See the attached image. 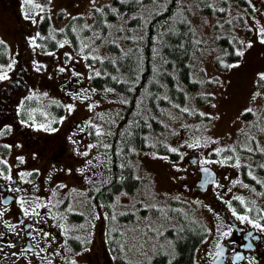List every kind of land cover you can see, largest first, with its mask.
I'll return each mask as SVG.
<instances>
[{
    "label": "rangeland",
    "instance_id": "1",
    "mask_svg": "<svg viewBox=\"0 0 264 264\" xmlns=\"http://www.w3.org/2000/svg\"><path fill=\"white\" fill-rule=\"evenodd\" d=\"M106 1L109 0H34V3L40 4L44 8V11L34 9V14H29L27 22H24L25 24L22 22L25 42L23 45L17 34L18 28L10 19L9 13L0 10V40L6 43L9 50V61L0 67V71H6L7 76L11 74L20 56L21 47H23L27 61L31 60L28 63L30 64L29 68L35 75L31 87H29V95L36 96L42 107V104L57 101L65 109L60 121L61 127L54 137L61 135L67 127V122H73L76 119H95V126L100 127L105 132L106 129L115 125V120L111 116L115 114L116 101L109 98L107 93H100L90 86L89 75L91 70L95 69V65L87 64L84 54L74 53L69 42L60 47L65 39L59 41L57 49L42 53L30 41L36 36L38 32L37 24L45 12L53 27L59 29L73 15L81 14L85 16L86 22L91 21L93 19L91 7ZM251 5L255 10L248 13L234 3L228 5L233 12L241 11L245 20V25L234 28V33L244 42L240 47V50L244 51V56L232 62L236 63L238 61L239 67L217 71L212 62V54L216 52V49L212 50V48L206 47L205 50L196 52L193 57V65L195 75L199 76L200 86L198 90L188 94H209L212 98L203 103L188 101L186 105L180 107V110L182 108L190 110L187 115H183L182 111L176 113L172 107L163 111L161 119L162 123H165L166 141L171 148L178 150L179 155L176 158H171L168 154L149 149L146 151L135 150L131 157L135 166V173L142 179L141 184L132 192L120 193L117 196L118 199L116 198L115 203L111 205L114 208L113 215H116V220L111 223V229H113L111 233L119 231L121 238L120 253L128 260L149 259L158 251L174 254L172 240L161 238V234L167 226L176 223V218H173L171 214L168 216L162 214V212L158 215H155V213L152 215L149 211H143L149 205L160 203H163V208H168L169 201L167 200L171 198L188 203L191 206L188 208L189 212L200 218L207 227L208 234L196 248L193 264H207L220 239V235L222 232L229 231L230 227L213 207L214 200H208L210 196L206 198V196L191 188V180L194 178L192 173L194 166L188 161L187 154H198V160L201 163L208 161L204 164H209L218 170L217 182L210 187L209 191L214 194V198L216 196L217 199L224 202V205H227L232 214L235 211L231 204L233 199L238 200L239 198L247 206L249 203L246 201L250 199L257 207L256 210L261 212L260 216L264 217V202L257 200L256 196L249 190L248 185L240 180V167L235 166L237 158L240 165L243 163L250 164V155L245 154L246 148H252L251 144H255L258 149L264 151V117L260 120L257 116L264 106V82L259 81L258 78L259 73H264V44L260 43L258 36L259 28L264 26V0H251ZM58 12L62 13L60 17ZM190 14L197 31L204 34L207 41L210 40V36L215 31L212 28L213 17L200 15L196 11H192ZM245 28H249L250 33L247 34ZM248 42H251V47H246ZM208 43L210 44V41ZM31 49L34 53L33 56L29 52ZM98 50H100L99 54H103L102 47ZM37 52L39 53L37 54ZM93 52L94 49L91 53ZM31 56L32 58H30ZM45 58L49 60L48 64L43 63ZM38 60L45 65L46 70L52 66L56 72L42 74L44 73V71H41L42 67L37 71V66H40ZM9 64H12L11 69L8 68ZM199 66H202L204 70L201 75L198 71ZM61 68L66 70V73L64 71L62 73L69 76L68 80H71L72 84H68V80L64 79L65 84L59 82L61 89H52L47 82L55 79L56 74L62 76ZM211 80L218 82L209 83ZM3 81H0V83ZM254 93H260V95L257 96L255 101H252L251 97ZM68 105H72L71 111L68 110ZM248 107H251L254 111L252 116L244 118L241 113ZM200 112L205 113L206 116H200ZM51 117L41 118L40 121H49ZM255 119L256 123L250 132V136L241 139L240 133L248 130L250 126L252 127ZM158 135L154 138L156 146L160 140ZM251 136H254L255 143L250 138ZM209 138L218 141V143H206ZM197 139L200 140V147L190 149L187 144L194 143ZM236 139L237 141L241 139L238 150L235 149ZM7 141L12 142V138H7ZM52 141L57 142V139ZM53 145L56 146V143ZM227 146L235 149L229 154V156L231 154L234 156L233 162L226 160L225 153L217 154L215 151L217 148L224 149ZM211 152L216 153L220 158L212 156ZM161 157H167V159ZM89 161H91V164L88 163L86 167L80 166L81 162L79 160L74 162L71 170L73 175L75 171L77 179L72 180L67 188L64 186L55 190L52 189L50 183H46L49 176H45V182H43L44 193L50 191L51 201L55 202L63 198L66 190L69 195L70 190L81 185L82 181L79 182L80 177L85 178V184L92 179L103 177V171L106 170L105 160L95 153L94 156H90ZM221 161L225 162L221 163ZM81 169L84 171L81 172ZM52 178L57 177L53 176ZM53 192H55V195H53ZM166 201L167 203H165ZM84 203L85 197L75 194L68 203L64 204V212L69 207L72 208L71 212H82L85 210ZM106 212L107 210L101 207L91 214V217L93 216L95 219H93V230L90 238L92 242L95 240L101 242L98 249L100 264H112L108 240L104 239L105 236L107 237L108 232ZM121 213L126 215H121ZM129 213L133 214L132 217H128ZM235 213L237 217L248 215L246 212L237 213L235 211ZM239 221L241 223L245 222ZM68 225L76 227V222H70ZM85 258L93 262L95 260L93 251L89 250ZM251 264H264V252L259 253Z\"/></svg>",
    "mask_w": 264,
    "mask_h": 264
},
{
    "label": "trees",
    "instance_id": "2",
    "mask_svg": "<svg viewBox=\"0 0 264 264\" xmlns=\"http://www.w3.org/2000/svg\"><path fill=\"white\" fill-rule=\"evenodd\" d=\"M232 3L247 12L252 11L248 0H227L226 3L223 0H109L91 7L93 19L89 22L84 15L78 14L70 17L63 27L55 29L46 13L40 19L39 36L35 38L38 48L53 50L58 48L60 40H67L76 53L84 54L87 64L95 65L89 75L91 86L116 101V122L110 129L111 134L108 133L107 145L110 147L106 151L109 177L93 187L95 201L104 203L109 209L119 193L132 192L140 186L141 178L135 175L130 158L134 148L147 150L155 145L154 138L158 134L160 137L163 130L161 118L165 109L172 107L179 113L180 107L188 101L203 103L212 98L209 94H188L200 86L193 65L196 52L206 47L216 49L212 61L217 71L228 69L222 66L221 60L231 64L240 58L235 56V51L242 44L234 28L245 25V20L241 11L229 9L228 5ZM96 8L101 11H94ZM214 8L225 11L221 13ZM192 11L214 18L212 28L215 31L210 40L207 41L206 36L195 28ZM58 15L60 17L61 12ZM245 32L250 33V29L245 28ZM83 44L89 47L82 49ZM100 47L103 54H99ZM8 61L9 50L4 42L0 44V67ZM198 71L200 75L204 73L202 66ZM37 104L34 99L26 100L25 117L29 116L28 108ZM48 108L50 114L62 113L60 105L50 104ZM250 116L243 115L245 118ZM263 117L264 106L258 119ZM249 131L243 132L241 139ZM163 143L160 139L156 149L169 152L172 158L177 157ZM230 152V148L223 151L225 154ZM261 165H264V151L256 150L250 165H242L241 171L243 180L264 198V167ZM181 203L171 199L168 208H162V214L176 218L175 225L169 226L163 235L172 240L173 256L157 252L148 260H128L120 253L114 238L116 241L110 242L113 264H192L195 248L208 231L191 215L188 206ZM158 209L147 210L156 214Z\"/></svg>",
    "mask_w": 264,
    "mask_h": 264
},
{
    "label": "flooded vegetation",
    "instance_id": "3",
    "mask_svg": "<svg viewBox=\"0 0 264 264\" xmlns=\"http://www.w3.org/2000/svg\"><path fill=\"white\" fill-rule=\"evenodd\" d=\"M22 6L23 0H0V10L9 13L10 19L19 28H16L19 37L24 28L20 17ZM29 52H33L32 49ZM30 61H27L24 50L21 48L15 68L8 79L0 83V133H2L0 134V160L6 161L5 164H0V172L4 173L0 176V212L3 213V216H0V233H4L0 236V264H72L73 261L75 264H86L88 262L84 258L86 250L76 248L78 239L72 227L68 225L70 221L62 208L69 200V195L60 201L57 200V203L51 202L49 207L36 209L40 213L39 216H25L18 202L25 201L24 207L29 211L33 207V201L41 204L48 203V196L43 193L44 176L51 173L50 177H57L54 178V187L59 188L61 184L65 186L77 179L75 171L73 175L71 170L74 162L78 160L82 164L88 162V157L86 159L84 155H81L84 152L90 156L89 129L84 121H81L82 124L79 127L72 122H67V127L61 135L54 137L61 127L58 119H54L50 126L26 120L22 107L23 96L30 94L29 87L35 76L29 68ZM45 64H48V60H45ZM40 65L43 66L41 63ZM53 72V67L47 71V73ZM66 78V75L59 76L57 80L64 83ZM70 82V80L67 81V83ZM42 125L44 127H41ZM9 137L12 138V142L7 141ZM55 139L57 142L52 141ZM54 143L56 146L53 145ZM99 152L104 153L101 148ZM20 158H23V162ZM21 173H32V175L21 178ZM8 175L11 176V180L4 178ZM195 175L191 188L199 191L195 184L199 178V172L197 171ZM79 182L81 185L75 189H81L85 194L89 182L88 185L85 184L83 177H80ZM210 186L211 184L207 186L205 192H202L206 196L209 195ZM217 204L218 202L215 203V207ZM229 215L230 212H227L226 217ZM226 217L223 218L230 226L229 234L224 236L225 232H222L217 242V244L226 245V263H253L258 254L264 252V231L255 228L249 222L239 223L234 218L237 221L235 227ZM249 220L260 223L257 219L249 218ZM61 224L68 229L66 234L58 227ZM6 225L16 227L10 229ZM44 233H48V236H44ZM237 255L241 259L234 260ZM213 257L214 255L207 264H210Z\"/></svg>",
    "mask_w": 264,
    "mask_h": 264
},
{
    "label": "snow or ice",
    "instance_id": "4",
    "mask_svg": "<svg viewBox=\"0 0 264 264\" xmlns=\"http://www.w3.org/2000/svg\"><path fill=\"white\" fill-rule=\"evenodd\" d=\"M223 2L226 3L227 0H223ZM248 3H249V7H252V5H251V0H248ZM24 4L30 6V7L33 8V9H38V10L41 11V12L44 11V8H43L40 4H36V3H34V0H24ZM209 7H212V6L209 5ZM213 10H214V11L221 12V13H223V12L225 11L224 8H219V9H215V8H214ZM252 10H253V11L255 10L254 7L252 8ZM94 11L99 12V11H101V9L96 8V9H94ZM113 11H115V10L113 9ZM24 18H25V19H29V14L26 13ZM41 19H43V17H41ZM185 22H186V21H185ZM228 23L231 24V21H228ZM85 27H87V26H85ZM61 31H63V30L61 29ZM74 31H75V30H74ZM37 36H39V33H37ZM258 36H259L260 43L264 44V26H261V27L259 28V30H258ZM214 39H221V37H214ZM3 43H4V42H3L2 40H0V44H3ZM30 43H31L32 45H34V46H37V47L39 46V45H36V44H35V38H32V40L30 41ZM67 43H68L67 40L63 41V42L60 44V47H63L64 44H67ZM196 43L199 44V43H201V41H196ZM240 43H241L242 45L244 44L243 41H240ZM251 46H252L251 42H248V44L246 45V47H251ZM87 47H89L88 44H83V45H82V49H83V48H87ZM50 54H51V53H50ZM235 56H236V57H243V56H244V51H242V50H240V49H236V51H235ZM217 60H220V57H217ZM13 63H15V61H13ZM221 64H222V66H223L224 68H228V69H230V68H235V67H239V62H238V61H237L236 63L224 64L223 61L221 60ZM11 67H12V64H9V65H8V68L11 69ZM36 70L39 71V70H40V66H37ZM60 71L63 72L64 69L61 68ZM96 75H99V73H96ZM258 78H259V81L264 82V73H259V74H258ZM6 79H8L7 72H6V71H0V81H2V80H6ZM213 82H218V81H209V83H213ZM201 83H203V82H201ZM259 95H260V93H254L253 96L251 97L252 101H255L256 98H257V96H259ZM165 98H166V97H165ZM29 99H31V97H29ZM176 107H179V106L177 105ZM213 107H215V105H213ZM67 108H68L69 111H71V110H72V105H68ZM90 108H91V106H90ZM181 111H182V112H185V113H189V112H190V110H189L188 108H182ZM253 111H254V110H253L251 107H248V108H245V109H244V111L241 113V115L251 114V113H253ZM199 115H200V116H206V114L203 113V112H200ZM212 119H214V118H212ZM91 126H92V127H95V129H96V135H97V136H102V135H103V132H102V130L100 129V127L95 126V125H91ZM41 127H44V126L42 125ZM50 130H53V131H54V129H50ZM0 134H2V133H0ZM109 134H111V133H109ZM207 142L218 143V141L211 140L210 138H209L208 141H206V143H207ZM187 146H188L189 148H197V147H200V140L197 139L194 143L187 144ZM6 147H7V146H6ZM89 147L92 148V147H95V145H89ZM103 147H104V148H108V147H110V146L107 145V144H105V145H103ZM245 147H246V146H245ZM230 150L235 151L234 148H232V149H230ZM168 151H170V152H172V153H176L178 150H177L176 148H169ZM215 151H216L217 154H219V153L223 152L224 149H223V148H217V149H215ZM247 151H248V152H252L253 149H252V148H247ZM81 155L87 156L88 153H87V152H84V153H82ZM161 158H162V159H167V157H161ZM20 159H21V162H23V158H20ZM231 159H233L232 156L226 157V160H231ZM223 162H225V161H221V163H223ZM5 163H6V161L0 160V164H5ZM88 163L91 164V161H89ZM204 163H208V161H204ZM235 166H236V167H240L239 159H238V158H237V162H236V165H235ZM261 167H264V165H261ZM80 171L83 172L84 170L81 169ZM203 171L207 172L208 170L205 168V169H203ZM3 175H4V173H3V172H0V176H3ZM20 175H21V178H24L25 176H31L32 173H21ZM249 175H251V173H249ZM4 178H5V179H8V180H11V176H10V175L5 176ZM253 179H255V177H253ZM89 182H91V181H89ZM59 187H64V185H59ZM15 190H16V191H19V189H15ZM53 195H55V192H53ZM117 199H118V198H117ZM238 199H239V198H238ZM18 202L20 203L21 208L23 209V213H24L25 216H39L40 213H39L38 211H36V209H39V208H42V207H49V205L51 204V201H49L48 203H45V204H41V203H39V202L33 201V207H32V209H31V211H29L28 208H25V207H24L25 201L20 200V201H18ZM241 203H243V200H241ZM152 208H156V205L153 204V205H150V206H149V210H151ZM158 210H159L160 212H163V211H164L163 209H158ZM67 211H68V212H71V211H72V208L69 207V208L67 209ZM121 215H126V214H125V213H121ZM233 215H236L235 211H233ZM0 216H3V213H2V212H0ZM105 217L108 218V219H110L111 221H115V220H116V215L108 216V214L106 213V214H105ZM96 218H99V217H96ZM61 219H63V217H61ZM237 219H239V220H241V221H247V222H249V223H252L253 226H254L255 228L260 229L261 231H264V226H262V225H261L260 223H258V222H255V221L249 220V217H248L247 215L238 216ZM262 219H264V217H262ZM6 226H7L8 228H10V229H15V227H16L15 225H6ZM29 227H31V226H29ZM58 227H60V228L62 229V231H63L65 234L68 232V229H67L64 225L61 224V225H58ZM80 227L83 228L84 225H80ZM111 231H113V229H110V232H111ZM228 234H229L228 232L223 233L224 236H227ZM3 235H4V233H0V236H3ZM250 235H251V234H250ZM44 236H48V233H44ZM76 239H79V237H76ZM9 246H10V247H14V245H9ZM216 247L219 249V248H220V245L217 244ZM248 247H250V245H248ZM27 250H31V249H27ZM41 251H43V249H41ZM221 254H222V250H221V252H218V253H217V258H218ZM13 255H17V254H16V253H13ZM41 259H43V258H41ZM238 259H241V257H240L239 255H237V256L234 257V260H238ZM72 264H75V261H73Z\"/></svg>",
    "mask_w": 264,
    "mask_h": 264
},
{
    "label": "water",
    "instance_id": "5",
    "mask_svg": "<svg viewBox=\"0 0 264 264\" xmlns=\"http://www.w3.org/2000/svg\"><path fill=\"white\" fill-rule=\"evenodd\" d=\"M205 168L208 170L207 172L203 171V169ZM200 170L202 175H201V179L197 182V184L202 186V189H204L203 187H205L208 182H212L215 180V172L213 169H211L208 166H203L200 168ZM223 248H224L223 246H220V248L217 249V253L221 252L222 250V254L217 258V253H216V257L213 260L212 264H223V257H222L224 253Z\"/></svg>",
    "mask_w": 264,
    "mask_h": 264
}]
</instances>
